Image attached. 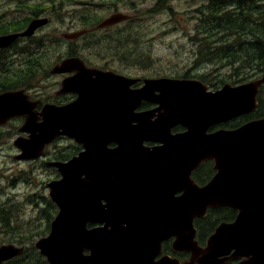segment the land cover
Wrapping results in <instances>:
<instances>
[{
    "label": "water",
    "instance_id": "obj_1",
    "mask_svg": "<svg viewBox=\"0 0 264 264\" xmlns=\"http://www.w3.org/2000/svg\"><path fill=\"white\" fill-rule=\"evenodd\" d=\"M126 19L116 13L96 28ZM46 23L35 19L22 33L0 36V49L32 37ZM83 33L63 37L74 40ZM71 73L56 95L77 98L63 106L38 109L40 102L24 90L0 94V127L23 119L18 132L25 136L13 142L20 152L16 160L40 158L59 137L82 148L66 162L47 163L60 175L46 185L58 213L34 246L49 264H151L170 237L175 251L191 253L188 264H218L233 247L249 256L240 264H264V118L208 133L256 109L264 71L259 79L210 91L196 80L169 78L144 79L132 89L139 79L88 68L77 57L50 70ZM143 103L155 107L137 111ZM175 127L184 130L172 134ZM204 161L214 162L218 173L198 187L191 174ZM218 206L237 209V218L220 224L200 248L193 220ZM22 253L1 246L0 264ZM157 264L172 263L163 258Z\"/></svg>",
    "mask_w": 264,
    "mask_h": 264
},
{
    "label": "rangeland",
    "instance_id": "obj_2",
    "mask_svg": "<svg viewBox=\"0 0 264 264\" xmlns=\"http://www.w3.org/2000/svg\"><path fill=\"white\" fill-rule=\"evenodd\" d=\"M206 1L170 0L166 5H155L156 0H0V23L34 19L33 12L38 13L37 17L47 18V25L32 38L53 45L48 53L38 56L43 57L50 69L67 55L76 54L91 67L133 78L183 77L203 79L205 85L210 83L217 88L225 83L233 85L232 76L227 78L233 67L224 61L207 62L197 53L195 45L204 38L200 35L204 25L202 15L212 9L197 6ZM118 12L133 18L108 30L92 31L99 22ZM84 29L92 32L74 42L63 39L64 34ZM24 44L25 41H20L19 49ZM18 62L16 68L22 66ZM25 62L16 71L24 70ZM63 78L41 71L25 91L33 100L63 102L65 97H54ZM221 79L225 83L220 84ZM21 123L14 119L0 127V246L11 244L24 247L27 252L49 232H45L47 222L42 212L44 199L48 198L45 185L57 179V174L43 168L42 163L52 160L55 152L65 153L74 143L64 139L56 143V149L49 146L43 159L17 161L13 158L18 154L13 141L19 137L17 130ZM5 222L9 226L4 227Z\"/></svg>",
    "mask_w": 264,
    "mask_h": 264
},
{
    "label": "trees",
    "instance_id": "obj_3",
    "mask_svg": "<svg viewBox=\"0 0 264 264\" xmlns=\"http://www.w3.org/2000/svg\"><path fill=\"white\" fill-rule=\"evenodd\" d=\"M202 18L203 20L201 21L204 25L201 27V32L204 38L201 39L202 46L199 56H204L207 62L211 60L224 61L226 65L233 67L232 73L230 72L227 75V78H231L232 76L231 82L233 85L257 78L264 71V7H237L232 10L212 7V9H207L204 12ZM29 20L27 19L21 23H0V35L23 30ZM20 41H25L26 44L19 49L18 43ZM48 46L49 44L43 42L41 38L36 41L33 38H28L19 39L10 48L0 50V93L18 89H29L31 82L37 75H40L41 71L48 75L49 65L45 66L46 62L43 57H38L42 53H48L53 45ZM72 56L77 55H67V57ZM16 57H20V59L16 60ZM18 60V63L22 66L26 60L25 65L27 67L25 68L24 66V70L16 71L22 67L16 68L15 64ZM17 73L20 74L17 75ZM200 80L206 83L203 79ZM223 83H225V80L221 79L220 84ZM208 85L217 89L213 84L208 83ZM66 100L65 98L64 101ZM257 100L258 107L252 115L239 118L225 127L233 128L250 119L264 118V85L260 87ZM61 103V101L56 102V104ZM143 108H148V105L145 104ZM56 143L54 142L52 145L54 149H56ZM79 150L80 148L76 145L69 146L65 149V153L60 151L55 152L52 160H68L76 155ZM45 154H47V151H45ZM42 167L49 169L44 165V162L42 163ZM50 170L56 174L53 169ZM43 205L45 208L42 212L47 222L45 230L47 232L50 221L57 210L48 198L44 199ZM5 224L6 226L4 227L9 226L7 222ZM45 232L41 235L44 236ZM7 264L47 263L38 255L34 248H31L23 256L13 259Z\"/></svg>",
    "mask_w": 264,
    "mask_h": 264
},
{
    "label": "flooded vegetation",
    "instance_id": "obj_4",
    "mask_svg": "<svg viewBox=\"0 0 264 264\" xmlns=\"http://www.w3.org/2000/svg\"><path fill=\"white\" fill-rule=\"evenodd\" d=\"M170 2V0H156L155 5H166ZM172 4V3H171ZM202 7H218V9H235L237 7L241 8H262L264 7V0H207L205 4H200L197 6V8ZM41 14V12H39ZM38 13L33 12L32 16L37 17ZM133 16H129V20L122 22L119 25L125 24L126 22L131 21ZM26 18L22 20L21 22L26 21ZM200 35L203 36L202 32L200 31ZM197 47V53L199 54L201 51L202 46V40H200L199 43H196L195 45ZM183 79V78H179ZM140 84H137L134 86V88L138 87ZM68 102L73 101L76 96L75 95H68ZM151 106L150 108H152ZM232 123V122H231ZM221 128H212L208 130V133H214L218 131ZM224 129V128H223ZM224 130H234V128H225ZM183 131L180 127H175L172 129V133H181ZM154 144L150 143L148 146H153ZM110 148L113 147V145L109 146ZM214 162L212 161H204L202 162L192 173V178L194 179L195 183L202 187L205 184H207L217 173L218 171L214 169ZM182 193H177L175 196L179 197ZM239 211L235 208L228 207V206H218L215 208H210L207 210L206 215L204 217L195 218L193 220V226L195 229V237L194 241L195 244L200 247L204 248L206 246V242L210 235H212L217 227L222 223H229L232 224L235 222L237 215ZM175 241L174 237H170L169 239L161 242L159 251L157 255L152 259V263L156 264L161 259L166 258L168 259L172 264H187L190 262L191 259V253L180 251L177 252L173 249V243ZM87 254V253H85ZM249 259V256L243 255V253L240 254V252L235 251L234 247L227 252L226 254H223L217 258V260L220 262V264H240ZM218 262V264H219Z\"/></svg>",
    "mask_w": 264,
    "mask_h": 264
}]
</instances>
